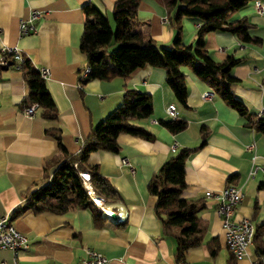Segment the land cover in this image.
Listing matches in <instances>:
<instances>
[{
  "label": "crops",
  "instance_id": "1",
  "mask_svg": "<svg viewBox=\"0 0 264 264\" xmlns=\"http://www.w3.org/2000/svg\"><path fill=\"white\" fill-rule=\"evenodd\" d=\"M116 0H0V46H17L39 71L48 67L46 85L59 112L57 120L25 112L24 97L28 87L20 70H0V215L8 214L15 227L29 241L18 256L10 248L0 249V264L72 263L87 256L88 249L102 252L107 264H175L177 242L162 231L154 206L156 196L148 190L152 175L181 148L196 146L207 133L206 143L186 162V185L183 196L201 199L200 215L209 222L205 241L191 247L185 260L194 264H227L231 252L225 245L218 201L206 191H218L227 184L242 187L244 193L235 218H250L255 227L264 223V134L246 125V119L225 101L188 66H182L188 86L187 104H181L167 83L163 68L145 65L129 75L110 80H80V70L87 64L80 49L85 13L83 6L94 4L114 26L112 11ZM264 6V0H260ZM256 0L235 11L231 19L246 17L253 24L252 35L260 45L243 43L229 31H212L205 36L208 53L216 60L228 55L244 56L233 70V91L250 111L264 116V11L256 9ZM33 10L43 12L32 17ZM137 27L147 32L159 45L173 41L175 30L168 23V12L156 0H142ZM35 26L32 32L20 33V21ZM199 20L183 19V42L194 44ZM126 88L149 92L153 113L137 120L155 134L146 140L128 133L118 136V152L93 151L88 161L97 164L108 177L120 198L100 205L106 223L93 225L89 209L78 208L64 213L34 212L24 209V194L52 180L62 159L56 139L47 132L59 128L69 153H77L93 126L118 106ZM206 91L213 96L204 97ZM175 104L177 116L187 120L186 129L173 133L160 123L169 119L167 106ZM156 120L157 122H154ZM122 158L128 162L123 163ZM256 167V172L251 174ZM237 174L234 183L228 177ZM117 211L113 220L107 211ZM122 222V224H118ZM217 236L220 250L210 255L206 241ZM254 245L235 264H253Z\"/></svg>",
  "mask_w": 264,
  "mask_h": 264
},
{
  "label": "trees",
  "instance_id": "2",
  "mask_svg": "<svg viewBox=\"0 0 264 264\" xmlns=\"http://www.w3.org/2000/svg\"><path fill=\"white\" fill-rule=\"evenodd\" d=\"M142 0H116L112 11L115 29L109 17L94 4L83 6L85 13L80 49L86 54L90 72L82 83L93 79L110 80L125 77L138 67L150 65L166 71L167 83L176 99L187 104L188 86L182 66H188L226 104L235 108L246 119V125L264 134V116L249 110L247 105L233 91L235 78L233 68L242 63L244 56L228 55L224 59H214L206 49L205 36L212 31H229L241 42L260 45L262 39L252 35V23L246 17L232 20L233 12L246 6L252 0H156L168 12V23L175 30L173 41L159 45L147 32L140 30L138 8ZM193 17L199 20L197 39L194 44L183 42V19ZM116 47L111 50L112 46ZM109 57V58H108ZM6 67H1L5 69ZM20 71L26 81L28 92L24 104L38 103L41 115L57 120L59 112L56 103L39 71L25 59ZM153 113L152 95L149 92L126 88L121 103L109 112L97 125L93 126L77 153H69L63 142L59 128H49L62 152V159L54 170L52 180L24 194V206L18 207L14 215L24 209L34 212L50 211L64 213L73 209H89L93 225L104 226L106 217L100 205H106L120 198V194L110 179L100 172L97 164L88 161L93 151L118 152V136L128 133L146 140L155 134L137 123ZM160 123L176 133L186 129L188 122L178 116L161 119ZM207 133L202 127V137L198 145L181 148L169 157L152 175L148 190L156 196L154 210L161 221L162 231L173 235L177 242L176 258H185L188 250L205 241L209 222L200 215L204 207L201 199L183 196L186 185V162L188 158L206 143ZM81 173L89 175L93 194L100 200L96 204L92 193L84 183ZM237 174L228 177L234 183ZM122 224V222H118ZM210 255L216 257L220 250L219 237L206 241ZM253 245L257 258L264 254V223L255 227ZM231 253L227 264H235Z\"/></svg>",
  "mask_w": 264,
  "mask_h": 264
},
{
  "label": "built area",
  "instance_id": "3",
  "mask_svg": "<svg viewBox=\"0 0 264 264\" xmlns=\"http://www.w3.org/2000/svg\"><path fill=\"white\" fill-rule=\"evenodd\" d=\"M256 9L259 12L264 11V6L260 0H256ZM43 12L39 10H33L32 17H37ZM35 30V26L27 21H20V33H28ZM27 56L17 46H0V66L6 68H12L20 70L24 60ZM49 68L44 66L39 68L40 76L44 79L49 75ZM90 72V67L86 64L80 70V78H86ZM204 97L213 96V92L206 91L203 94ZM38 106L37 102H32L25 107V112L29 115H33ZM167 112L171 117L177 116V108L175 104H169L167 106ZM154 122H157L154 120ZM123 163H127V158H122ZM256 172V167L251 171V174ZM84 179L85 185L92 193L93 199L96 204H100L99 198L93 194L91 183L89 181V175L87 173H81ZM242 187L235 184H227L218 191L207 190L206 196L214 198L218 201L217 213L221 217L225 245L233 256L237 259H243L249 252L250 246L253 244V238L255 233V225L250 218L244 217L241 219L235 218V213L238 204L243 199ZM107 211L106 213H109ZM29 241L27 236L19 231L10 220L8 214L0 215V249L10 248L14 252V256L17 257L18 253L28 247ZM108 257L100 251L94 249L87 250V256L80 261L66 263L60 262L57 264H107ZM4 264V263H2ZM175 264H194L185 259L176 261ZM253 264H264V254L253 262Z\"/></svg>",
  "mask_w": 264,
  "mask_h": 264
},
{
  "label": "water",
  "instance_id": "4",
  "mask_svg": "<svg viewBox=\"0 0 264 264\" xmlns=\"http://www.w3.org/2000/svg\"><path fill=\"white\" fill-rule=\"evenodd\" d=\"M107 216L110 217L111 219L115 220V221L119 219L118 212L114 211V210L110 211Z\"/></svg>",
  "mask_w": 264,
  "mask_h": 264
},
{
  "label": "rangeland",
  "instance_id": "5",
  "mask_svg": "<svg viewBox=\"0 0 264 264\" xmlns=\"http://www.w3.org/2000/svg\"><path fill=\"white\" fill-rule=\"evenodd\" d=\"M112 20H113V23H114V19H113V15H112ZM114 29H115V23H114ZM116 47V45L112 46L110 49L113 50L114 48ZM109 58V57H108Z\"/></svg>",
  "mask_w": 264,
  "mask_h": 264
}]
</instances>
